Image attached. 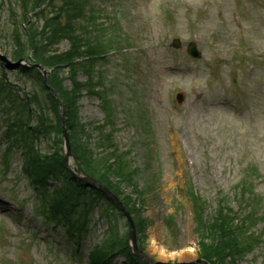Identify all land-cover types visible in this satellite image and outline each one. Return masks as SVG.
<instances>
[{
	"label": "rangeland",
	"instance_id": "obj_1",
	"mask_svg": "<svg viewBox=\"0 0 264 264\" xmlns=\"http://www.w3.org/2000/svg\"><path fill=\"white\" fill-rule=\"evenodd\" d=\"M193 1L194 5L202 7V12L200 13L206 14V19L205 15L202 16V37L215 36L214 30L221 31L222 24L231 25V18L225 11V4L228 2L230 6L231 0ZM151 3L167 5L165 0H113L104 3L102 9L105 11V14L112 9L114 12L113 14H117L119 19L122 20V23L124 24L122 30L124 33L133 36V24L140 23L141 20L144 19V16H148V9L146 6H149ZM177 4L181 5V0L177 1ZM173 6L178 8V6L174 4ZM219 12L226 17L225 22H221L218 14ZM0 14H3L4 19L7 15L6 9L2 8ZM249 19L260 27V35L263 37L260 38V40L264 41V0H257L256 7ZM157 28L158 34L155 29H153L150 36L151 44L155 47L154 50L151 48L150 53L154 56V68L162 70V67L165 66V73L163 76H167L170 74V71L166 69L169 58L163 56V52L161 51L163 47L162 42H165L167 39V33L165 29H162L159 26H157ZM0 40V54L9 55L11 53V48L6 50L5 48H8V46L3 43V38L0 37ZM65 49L66 44H61L60 50ZM114 61L115 60H113V63L106 66L109 75H113L117 71L115 66L116 63ZM141 71H144V66H142ZM180 74L183 75L187 84L196 80L193 71H181ZM175 75H178V73L175 72ZM8 76L11 81H16V75L12 74V72H9ZM136 80L135 88H139V93L143 96L145 88H147V94L149 96H160L164 99L165 86L161 81V77H158L157 74H155V77L152 80L145 76L138 77ZM162 99H158L157 101L163 102ZM241 100L246 104L245 107H241V105L239 109L231 107V105L234 104V99L230 96L225 98L218 87L214 88L210 92L209 98L207 100L205 99V107H202V112L208 116H204L201 112L194 113L195 116H204V126L202 131H199L201 132V136H198L197 132V136L200 139H197L196 137L195 140H191V137H188V139L185 138L188 145L186 149L183 147V142H178L175 147H172L173 151L176 152L175 161L179 163V169L184 170L183 175L187 174L193 180V185L195 186L197 194L202 200V203L206 206L204 215L205 221H207L210 216L215 215L218 210H221L220 206L215 203L214 198L220 189L228 187L229 180H231L234 173L237 171V164L235 167V158L230 160L227 156V151L231 150L229 149L230 145L221 144L218 149L217 144L208 142L207 139H204L205 137L203 138L207 128L213 124L217 128V136L224 134L223 138L225 139L226 136L230 134L236 138L234 132H236L242 125H248V119L249 117H252L256 119L254 125L255 132L264 134V99L257 94L253 97L244 95ZM81 103L83 110L82 112L80 111V114L78 115L81 123L85 124L89 123V121H101L100 110L96 107L94 101L86 103L83 100ZM211 118H215L216 121H212ZM229 120H233V122ZM122 124L121 118L118 125L121 126ZM156 134H159V131H157ZM123 139H125V137H123ZM123 139L117 141L121 148H124V143H122ZM181 139L182 137L178 138V140ZM80 140L81 141L77 140V143L84 144L87 153L85 159L92 163L94 161L97 162L99 171L101 172V180L109 184V186H111L128 203V205L133 208V214H135L140 235L143 239L144 253L148 259L156 264H194L198 256L201 255L199 244H202L205 240H208V243L210 242L209 246H217L220 256H227L224 255L226 253H221V251L225 250L227 247V244H224L223 242L225 241L227 243L228 239L222 240L220 238V242L215 241L218 235L217 231L208 229V236H200V239L195 234L192 221V209L188 202L184 199L181 200V204L184 206L180 211L173 207L172 200L175 195L173 194L172 174H170L171 164L166 157L164 150H162L161 145H157V151H154V160L150 161L147 169L141 171L139 177H134L128 174L125 176L120 173L112 162L109 163L108 166L104 164L101 154L102 150L95 145V134H92L90 142L84 141L83 139ZM72 143L76 144L74 140H72ZM262 149L263 150L261 151L264 153V143H262ZM259 163H264V160L259 161ZM81 165L84 167L83 162ZM20 167L21 164L18 160V156H15L7 181L0 185V206L5 209H11L13 204H19L22 200L29 198L25 179L21 177L16 181V178L13 177L18 176ZM150 175L152 176L153 186L148 192V176ZM255 190L258 194H261L264 191V184H262V182L259 183V185L256 184ZM232 196L233 191L229 194L230 198ZM261 207L262 214H264V202ZM22 208L23 210L21 211V214L27 217L31 206L29 204L24 206L23 204ZM98 213L100 214V212H94L92 215L94 220L97 218ZM102 215L103 214L100 216ZM168 215H171L176 222V231L173 232L172 235L167 231V227L162 225V220ZM226 216L227 218H231L230 214H226ZM260 223L261 224L258 228L261 231V229L263 230L264 228V222ZM1 225L3 232L5 233V239L3 240V252H0V260L4 255L5 261L9 264L13 251L19 244V241H17L18 234L19 232H22V230L18 229L17 223L10 220L9 215L3 217ZM89 228L91 229L87 237L88 240H86L83 245L84 252L89 250V246L101 241L103 236L107 234L105 221H98L93 224L90 223ZM117 228L119 231L118 235L124 232L125 227L122 219H119ZM59 234L62 236V232ZM151 235L155 238V244L150 242ZM224 235L229 236L226 233H224ZM228 238H230V236ZM193 243L196 244L193 246ZM152 248H154L155 251H152ZM22 251V261L24 264H50V259L54 264H65V262L59 257H57L56 259L58 260L55 261L53 252L47 251L43 246L40 247L29 239L28 243H25ZM163 252L165 253L164 256L162 255ZM254 254L251 251H247L243 256H240L233 261L232 264H264V240ZM160 257H166V261L164 262ZM179 257H181V259H178ZM123 261L124 259L117 260L115 264H122ZM181 261L188 262L180 263ZM219 264L228 263L225 259H221Z\"/></svg>",
	"mask_w": 264,
	"mask_h": 264
},
{
	"label": "trees",
	"instance_id": "obj_2",
	"mask_svg": "<svg viewBox=\"0 0 264 264\" xmlns=\"http://www.w3.org/2000/svg\"><path fill=\"white\" fill-rule=\"evenodd\" d=\"M31 47L33 48V50L36 51V48H37L36 47V44H34V43L31 44ZM37 55H38L40 61H44V64L46 63V65H49V66H52L53 65V63L50 62V60L45 61L42 58L43 56L40 55V52L39 51L37 52ZM69 109L70 108H69V104H68L67 105L68 115H69ZM72 127H73V129L79 130V126L78 125H76L75 127L73 125ZM74 146H75L76 156L78 155V158L80 159V161L84 163L85 172L91 174L92 176H94L95 178H97V179L100 180V174H101V172L99 171V166H98L97 162L94 161L92 163V162H89V161H87L85 159V155L87 154L86 153L85 146L84 145L81 146V144L80 143H77V142H76V144H74ZM102 166H104V165H102Z\"/></svg>",
	"mask_w": 264,
	"mask_h": 264
},
{
	"label": "bare ground",
	"instance_id": "obj_3",
	"mask_svg": "<svg viewBox=\"0 0 264 264\" xmlns=\"http://www.w3.org/2000/svg\"><path fill=\"white\" fill-rule=\"evenodd\" d=\"M150 242L151 243H153V244H155V238L153 237V235H151L150 236ZM152 244V245H153ZM196 243H193V246L195 245ZM152 251H155V249L154 248H152L151 249ZM164 252L162 253V255L164 256ZM190 255V254H189ZM191 256V255H190ZM161 258V260H163L164 262L166 261V257H160ZM178 259H181V257H179ZM185 262H188V261H181L180 263H185Z\"/></svg>",
	"mask_w": 264,
	"mask_h": 264
}]
</instances>
